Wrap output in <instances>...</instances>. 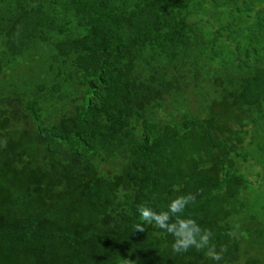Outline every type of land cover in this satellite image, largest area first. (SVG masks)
<instances>
[{"label": "trees", "instance_id": "1", "mask_svg": "<svg viewBox=\"0 0 264 264\" xmlns=\"http://www.w3.org/2000/svg\"><path fill=\"white\" fill-rule=\"evenodd\" d=\"M263 182L264 0H0V264H264Z\"/></svg>", "mask_w": 264, "mask_h": 264}, {"label": "clouds", "instance_id": "2", "mask_svg": "<svg viewBox=\"0 0 264 264\" xmlns=\"http://www.w3.org/2000/svg\"><path fill=\"white\" fill-rule=\"evenodd\" d=\"M174 190L179 191V187ZM195 199V195L191 193L178 195L169 202L167 211L160 212L146 205H140L138 208L139 216L144 223L162 229L174 237L172 243L174 252H186L191 247L198 250L207 248V256L212 260L219 261L221 253L216 252L214 250L215 245L210 243L211 231L202 229L195 219L182 216L186 206L195 202ZM135 229L140 233L145 231L142 224H136ZM129 264H135V262L129 261Z\"/></svg>", "mask_w": 264, "mask_h": 264}, {"label": "rangeland", "instance_id": "3", "mask_svg": "<svg viewBox=\"0 0 264 264\" xmlns=\"http://www.w3.org/2000/svg\"><path fill=\"white\" fill-rule=\"evenodd\" d=\"M188 98H189V104L191 105H194L195 104V100L194 98L188 94ZM193 108V106L191 107ZM180 143L182 144H186V142L183 143V141H179ZM201 147H204L203 145ZM172 148V147H170ZM103 168H109L110 170H112V165H109L108 163H105L103 165ZM248 178L250 179V181H252L254 184H257L258 182L256 181V179L253 178L252 175L248 174ZM264 184V182L262 183ZM260 195L261 194H255V197H251L249 200L246 199V203H247V200L249 201L247 203V205L244 207V213H256L257 214V217L259 219H264V205L261 204V198H260ZM242 217H244V215H242Z\"/></svg>", "mask_w": 264, "mask_h": 264}, {"label": "water", "instance_id": "4", "mask_svg": "<svg viewBox=\"0 0 264 264\" xmlns=\"http://www.w3.org/2000/svg\"><path fill=\"white\" fill-rule=\"evenodd\" d=\"M125 264V263H124Z\"/></svg>", "mask_w": 264, "mask_h": 264}]
</instances>
